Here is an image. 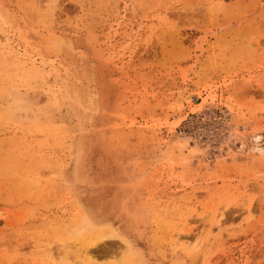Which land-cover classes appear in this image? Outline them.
Returning a JSON list of instances; mask_svg holds the SVG:
<instances>
[{"label":"rangeland","instance_id":"374dc122","mask_svg":"<svg viewBox=\"0 0 264 264\" xmlns=\"http://www.w3.org/2000/svg\"><path fill=\"white\" fill-rule=\"evenodd\" d=\"M0 264H264V0H0Z\"/></svg>","mask_w":264,"mask_h":264},{"label":"bare ground","instance_id":"6f19581e","mask_svg":"<svg viewBox=\"0 0 264 264\" xmlns=\"http://www.w3.org/2000/svg\"><path fill=\"white\" fill-rule=\"evenodd\" d=\"M255 140H256V142L258 143V145H259V142L262 140V136L261 135H256L255 136ZM233 145H234V143H233ZM235 146V145H234ZM256 149V148H255ZM260 150H262V149H260Z\"/></svg>","mask_w":264,"mask_h":264}]
</instances>
